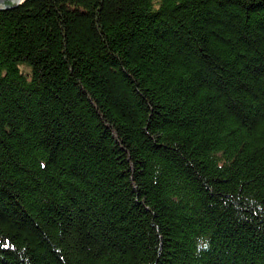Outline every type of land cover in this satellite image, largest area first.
I'll return each mask as SVG.
<instances>
[{
    "label": "trees",
    "instance_id": "trees-1",
    "mask_svg": "<svg viewBox=\"0 0 264 264\" xmlns=\"http://www.w3.org/2000/svg\"><path fill=\"white\" fill-rule=\"evenodd\" d=\"M0 264H264V0L0 10Z\"/></svg>",
    "mask_w": 264,
    "mask_h": 264
},
{
    "label": "water",
    "instance_id": "water-1",
    "mask_svg": "<svg viewBox=\"0 0 264 264\" xmlns=\"http://www.w3.org/2000/svg\"><path fill=\"white\" fill-rule=\"evenodd\" d=\"M22 0H0V10L10 9L21 3Z\"/></svg>",
    "mask_w": 264,
    "mask_h": 264
},
{
    "label": "clouds",
    "instance_id": "clouds-1",
    "mask_svg": "<svg viewBox=\"0 0 264 264\" xmlns=\"http://www.w3.org/2000/svg\"><path fill=\"white\" fill-rule=\"evenodd\" d=\"M204 248L206 249L207 248V245H204Z\"/></svg>",
    "mask_w": 264,
    "mask_h": 264
}]
</instances>
